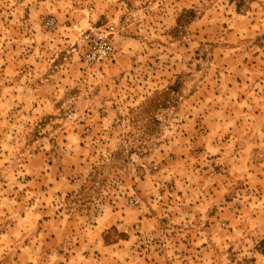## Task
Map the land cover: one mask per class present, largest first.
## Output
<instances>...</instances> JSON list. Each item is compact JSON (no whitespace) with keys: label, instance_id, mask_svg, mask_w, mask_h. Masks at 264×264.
<instances>
[{"label":"rangeland","instance_id":"1","mask_svg":"<svg viewBox=\"0 0 264 264\" xmlns=\"http://www.w3.org/2000/svg\"><path fill=\"white\" fill-rule=\"evenodd\" d=\"M0 264H264V0H0Z\"/></svg>","mask_w":264,"mask_h":264},{"label":"built area","instance_id":"2","mask_svg":"<svg viewBox=\"0 0 264 264\" xmlns=\"http://www.w3.org/2000/svg\"><path fill=\"white\" fill-rule=\"evenodd\" d=\"M114 54L110 31L100 27L86 36V47L83 53L87 65H101L111 60Z\"/></svg>","mask_w":264,"mask_h":264},{"label":"trees","instance_id":"3","mask_svg":"<svg viewBox=\"0 0 264 264\" xmlns=\"http://www.w3.org/2000/svg\"><path fill=\"white\" fill-rule=\"evenodd\" d=\"M170 90H172V89H170ZM169 93H170V91L162 92V93H161L159 96H157L156 98H152V99H150V100H149V106H150L152 109H154V108H156V107H158V106H162V105L166 104L164 101H161L160 103H157L156 100H157L158 98H162V97H163L164 100H166L165 97H167V95H168Z\"/></svg>","mask_w":264,"mask_h":264}]
</instances>
